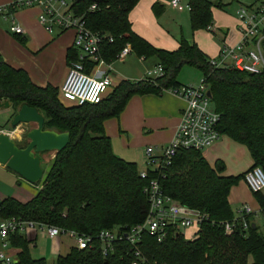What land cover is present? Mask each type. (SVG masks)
I'll return each mask as SVG.
<instances>
[{
	"label": "trees",
	"instance_id": "trees-1",
	"mask_svg": "<svg viewBox=\"0 0 264 264\" xmlns=\"http://www.w3.org/2000/svg\"><path fill=\"white\" fill-rule=\"evenodd\" d=\"M138 2L89 0L79 1L76 6L91 31L113 38L112 43L101 46L105 61L114 62L129 44L136 57L153 58L162 66L164 76L155 84L122 80L98 104L66 105L59 97V89L51 85L36 86L25 71L11 67L0 57V104L9 101L14 115L22 105L34 108L44 119V129L69 134L67 146L55 153L36 184L41 186L36 195L25 203L5 198L0 202V219L19 218L81 235L123 230L142 223L148 209L142 193L146 181L140 179L135 163L113 154L104 122L118 118L132 96L159 95L162 89L180 86L176 75L185 65L202 72L214 111L220 116L218 133L245 146L252 160L249 169L259 167L264 174V74L213 69L196 44L184 39L175 51L152 46L131 29L129 13ZM92 5L96 6L95 10H90ZM188 6L192 33L208 30L212 9L222 7L220 2L209 0H188ZM156 8L157 4L153 5L155 14ZM73 57L70 48L68 64ZM17 145L24 148L27 141ZM224 171L222 161L211 166L200 151L177 152L171 165L163 170L162 192L184 206L199 210L205 219L193 240H185L171 231L158 243L145 233L140 250L150 264H264V234L257 223L254 228L249 224L246 231L238 225L235 231L224 232L223 224L235 218L228 203L229 191L244 177V174L225 176ZM155 176L156 172L150 173V177ZM253 195L264 212V194ZM262 227L264 230V222ZM9 242L17 250L13 264H47L44 258L31 256V241L22 235L10 236ZM115 249L103 258L98 243L85 250L71 247L54 264H130L128 247L118 242Z\"/></svg>",
	"mask_w": 264,
	"mask_h": 264
},
{
	"label": "built area",
	"instance_id": "built-area-1",
	"mask_svg": "<svg viewBox=\"0 0 264 264\" xmlns=\"http://www.w3.org/2000/svg\"><path fill=\"white\" fill-rule=\"evenodd\" d=\"M89 0H16L0 7V17L9 20L8 32L11 35H23L24 31L11 17L18 8H37L38 22L50 35L56 32L71 31L73 41L71 49L74 57L68 64V70L59 89V97L71 105L98 104L113 87V63H124L132 54L129 44H126L116 56L114 62H107L101 56L103 43H112L113 38L103 32L91 31L79 14L77 2ZM180 0H172L173 8L182 10ZM92 5L90 10H95ZM189 10V6H186ZM237 39L229 42L224 38L215 57L208 58V64L213 69H233L254 75L264 74V0L248 6H239L235 12ZM211 27L208 28L210 30ZM140 63L146 61L138 58ZM164 76L161 65L145 68L136 81L155 84ZM170 92L185 102L180 114L179 124L173 138L158 155L154 147H147L144 152V170L139 171V177L146 181L142 193L146 198L148 209L144 221L123 230H102L95 235H81L74 231L64 230L55 226L38 224L19 218L0 219V264H13V254L10 252L9 238L19 234L28 237L30 230L36 229L49 239L66 236L73 240L78 250L91 249L99 244L103 258L114 251L118 242L128 247L127 256L130 264H150L140 250L142 237L145 233L153 236L158 243L163 242L172 234L182 235L185 240L196 238L205 216L197 209L184 206L166 196L162 192L161 180L165 178L163 170L171 165L180 150L203 151L219 140L221 135L216 126L220 116L214 111L209 91L202 79L198 86L180 85L175 88L162 89ZM151 172L157 176L150 177ZM243 181L252 193L264 194V174L259 167H254L244 173ZM253 211L248 205L237 209L236 217L223 224L225 234H229L240 225L243 231L249 227V217ZM264 219V212L261 211ZM32 242V241H31ZM31 246V244H30Z\"/></svg>",
	"mask_w": 264,
	"mask_h": 264
},
{
	"label": "crops",
	"instance_id": "crops-1",
	"mask_svg": "<svg viewBox=\"0 0 264 264\" xmlns=\"http://www.w3.org/2000/svg\"><path fill=\"white\" fill-rule=\"evenodd\" d=\"M14 1L16 0H0V7ZM171 1L139 0L129 13L132 31L152 46L166 51L177 50L180 40L188 39L190 35L189 10L186 8L188 0L179 1L183 7L182 10L173 8L170 5ZM209 1L220 2L223 6L221 0ZM155 4H157L156 14L152 9ZM215 9L217 8L212 9V16ZM38 16L39 10L37 8L22 7L15 9L11 13V17L15 19L16 23L24 31V34L19 36L11 35L8 32L10 21L0 17V57L11 67L25 71L36 86L45 87L51 85L60 89L68 70L67 51L71 48L73 33L67 31L50 35L39 24ZM207 31L212 32L215 37L218 35L220 45L224 38L227 39L228 36L227 30L224 32L220 30L214 31L212 23L211 29ZM195 33H192V35L195 36ZM235 38L237 39V27ZM234 41L229 42L232 43ZM146 63L147 60L141 64L144 65ZM143 71H136V80L141 77ZM114 76L115 73H112V83L114 82ZM120 81H116L114 86ZM176 82L183 85L177 78ZM184 107V100L167 91L159 95L132 96L125 107L127 109H125V113L123 112L118 117L119 119L117 118L119 133L120 135H125V141H122V145L126 148L134 144L138 145L142 150L143 158L146 148L150 146L155 148V155H158L161 149L168 145L173 138ZM10 110L5 113V109H0V134L6 133L16 143H19L23 135L22 130L19 129V138L13 135L14 129L10 128L9 125L13 118H10V115H14V113L12 109ZM106 128L110 132L111 137H114V134L110 131L111 123H106ZM142 138H145L146 143H148L145 147H143ZM125 147L123 153L117 156L131 161V159L125 157ZM201 153L211 166L218 160L222 161L225 166L223 174L225 176L242 175L252 166V160L247 148L226 136H221L217 142L201 151ZM42 163L40 157V164ZM48 163L50 164V162ZM40 187V185L37 186L26 182L14 172L0 165V202L7 197H12L21 203H25L36 195ZM228 203L234 213V217H236L237 209L240 206L248 205L253 211V214L248 218L253 223H256V217L261 213L259 203L253 193L249 191L243 179L231 187ZM41 236L43 239L51 241L53 245L58 246V249L54 250L52 254H42V256L38 257L44 258L46 263L51 260L49 264H54L58 256L66 255L69 249L75 246L73 240L68 239L66 236H59L53 239H49L44 235ZM63 237L71 241L68 248L63 246ZM10 252L13 254V259H16L17 250L11 248ZM31 256L34 258L32 254Z\"/></svg>",
	"mask_w": 264,
	"mask_h": 264
},
{
	"label": "rangeland",
	"instance_id": "rangeland-1",
	"mask_svg": "<svg viewBox=\"0 0 264 264\" xmlns=\"http://www.w3.org/2000/svg\"><path fill=\"white\" fill-rule=\"evenodd\" d=\"M260 0H221L223 6L221 8H217L214 10L213 12V19H212V28L215 30H220V31H226L228 32V36H227V40L229 41H234L236 38V27L238 25V22L236 20V15L235 12L238 9V7L241 6H248L253 4L254 2H258ZM186 14V13H185ZM190 27V26H189ZM190 30V35L188 39H184L185 41H187L188 43H195L196 46L198 48H200L208 58H212L214 57L217 52H218V47L220 45L219 41H218V35H216V37L214 36V34L212 32L207 31V29H200L198 30L197 33H195L196 35H192L191 29ZM235 38V39H234ZM155 64V59L150 58L147 60V63L142 65L138 59V57H136L134 54H130L127 56V58L125 59L124 63H120V62H114L113 63V68L114 71L113 73H115L114 78V82H113V86L115 84L116 81H120V80H130V81H134L136 80V71H143L146 68H150L153 67ZM183 85L185 86H198L202 79V72L197 69L196 67H192V66H183L176 77ZM110 92V91H109ZM64 104L66 105H70L69 103L62 101ZM128 104V102H127ZM126 104V106H127ZM125 106V107H126ZM126 108L123 109V111L120 113L119 116H121V114L127 110H125ZM11 111L10 109H6V111H4L5 113ZM12 115V114H11ZM10 115V116H11ZM9 116V115H8ZM119 119V118H118ZM118 119L117 118H109L107 120H105L104 122V131L106 136L110 139V143H111V149L113 154L122 159L125 160L127 162H133L136 164L138 171H142L144 170V158H143V153L141 154L142 150L140 149V147L138 145H132L129 148H126L125 146L122 145V141H125V135H120L119 133V123H118ZM106 123H111V128L110 131L114 134V137H111L110 132L107 131L106 128ZM10 127V125H9ZM36 125L33 123H29V124H23L20 126V130H22V136H21V140L19 141V144L25 140V133H27L28 131H30L31 129L35 128ZM11 128V127H10ZM142 143H143V147H145L148 143H146V139L142 138ZM26 141V140H25ZM140 145V144H139ZM124 147H125V157L131 159V161H129L128 159H123L117 155H119L120 153H123L124 151ZM55 156V152H47L44 154H41L40 157L42 159V168L43 170H46L49 167V163L50 161H52V159ZM248 157V155H247ZM248 159V158H246ZM244 182V181H243ZM250 191V190H249ZM256 223L259 226L260 231L264 234V230H263V218L261 216V214H258L256 217ZM41 232L36 230V229H32L30 230L28 237L29 239L32 241L31 246H30V252L31 254L34 256V258H37L39 256H42V254H52L54 250L58 249V246L53 245V243L51 241L45 240L43 239V237L41 236ZM34 244V246H33ZM63 246L65 248H68V246L71 244V241L66 239L65 237H63ZM15 260V258H14ZM49 260V259H47ZM49 264L51 262L47 261Z\"/></svg>",
	"mask_w": 264,
	"mask_h": 264
},
{
	"label": "water",
	"instance_id": "water-1",
	"mask_svg": "<svg viewBox=\"0 0 264 264\" xmlns=\"http://www.w3.org/2000/svg\"><path fill=\"white\" fill-rule=\"evenodd\" d=\"M138 77H140L138 75ZM207 96L211 98L208 91ZM11 104L5 101L0 109H10ZM33 123L35 128L25 133L27 145L19 148L17 143L6 133L0 134V165L17 174L26 182L36 185L44 174L39 155L47 152H59L65 149L69 142L67 132L59 133L43 128L44 119L36 109L22 105L10 121V127L16 129L23 124ZM252 228L254 223L251 222Z\"/></svg>",
	"mask_w": 264,
	"mask_h": 264
},
{
	"label": "bare ground",
	"instance_id": "bare-ground-1",
	"mask_svg": "<svg viewBox=\"0 0 264 264\" xmlns=\"http://www.w3.org/2000/svg\"><path fill=\"white\" fill-rule=\"evenodd\" d=\"M19 127L20 126H18L16 129H14V131H13V135L16 137V138H19Z\"/></svg>",
	"mask_w": 264,
	"mask_h": 264
}]
</instances>
